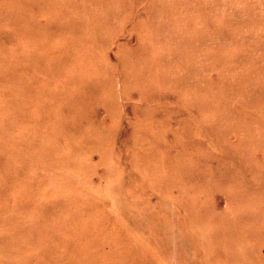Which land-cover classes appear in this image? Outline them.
<instances>
[{"label":"rangeland","instance_id":"rangeland-1","mask_svg":"<svg viewBox=\"0 0 264 264\" xmlns=\"http://www.w3.org/2000/svg\"><path fill=\"white\" fill-rule=\"evenodd\" d=\"M0 264H264V0H0Z\"/></svg>","mask_w":264,"mask_h":264}]
</instances>
